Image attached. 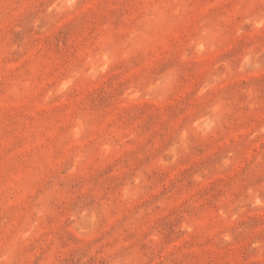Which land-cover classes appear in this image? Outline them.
<instances>
[{
    "label": "rangeland",
    "instance_id": "rangeland-1",
    "mask_svg": "<svg viewBox=\"0 0 264 264\" xmlns=\"http://www.w3.org/2000/svg\"><path fill=\"white\" fill-rule=\"evenodd\" d=\"M0 239L264 264V0H0Z\"/></svg>",
    "mask_w": 264,
    "mask_h": 264
},
{
    "label": "clouds",
    "instance_id": "clouds-1",
    "mask_svg": "<svg viewBox=\"0 0 264 264\" xmlns=\"http://www.w3.org/2000/svg\"><path fill=\"white\" fill-rule=\"evenodd\" d=\"M168 69L169 68H161L159 72L163 73ZM22 251V244H18L16 242L8 244L3 239H0V257L3 258L5 264H18L17 257L20 253H22Z\"/></svg>",
    "mask_w": 264,
    "mask_h": 264
}]
</instances>
